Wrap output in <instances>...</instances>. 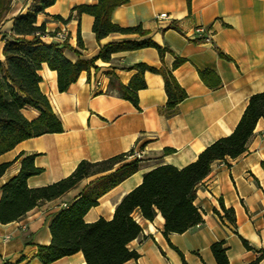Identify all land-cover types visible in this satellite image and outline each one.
<instances>
[{
  "label": "crops",
  "instance_id": "1",
  "mask_svg": "<svg viewBox=\"0 0 264 264\" xmlns=\"http://www.w3.org/2000/svg\"><path fill=\"white\" fill-rule=\"evenodd\" d=\"M32 1H10L0 23V60L1 33L9 35L13 17L24 14ZM96 1L55 0L45 7L36 16L47 32L42 39L76 48L77 53L64 51L75 61L93 57L109 42L137 38L113 32L96 39L93 16L71 11L76 4ZM163 12L166 16L158 18ZM57 15L70 17L61 21ZM110 18L121 26L140 23L168 51L163 57L154 47L114 52L110 61L97 59L96 69L82 70L62 92L56 86V72L42 64L40 89L61 121L62 131L23 139L0 154V164L10 163L0 176V186L19 170L20 153L34 154V163L42 171L29 176L27 184L35 187L69 175L80 160H102L130 149L141 151L139 169L97 199V205L84 215L88 222L110 219L115 205L141 182L144 172L166 163L180 168L195 160L207 145L233 131L249 96L264 92V0H128L116 6ZM196 26L205 28L198 37L193 35ZM78 35L82 48L77 46ZM176 56L184 61L172 73L186 96L170 116L160 111L167 97L159 73L144 72L146 86L137 91V106L116 90H107L109 70L126 85L137 72L134 64L171 68ZM203 69L212 70L220 83L214 87L205 84L198 75ZM23 113L29 119L36 115L30 108ZM163 148L173 150L162 153ZM96 176L82 179L58 198L38 203L20 219L0 223V264H42L35 254L38 244L50 241L48 226L53 214ZM219 201L234 209L235 225L219 218L216 211L223 215ZM195 204L203 221L167 237L159 212L148 220L135 210L141 233L128 247L138 257L126 264H215L210 244L217 240L224 241L229 264H264V257L258 258L264 250V118L257 120L244 153L212 161L197 186ZM48 264L86 263L79 251Z\"/></svg>",
  "mask_w": 264,
  "mask_h": 264
},
{
  "label": "trees",
  "instance_id": "2",
  "mask_svg": "<svg viewBox=\"0 0 264 264\" xmlns=\"http://www.w3.org/2000/svg\"><path fill=\"white\" fill-rule=\"evenodd\" d=\"M11 0H0V23L8 12ZM128 0H97L94 4L81 3L71 8L76 15L86 13L93 16L92 31L96 39L109 33L133 34L137 38L109 42L100 47L98 53L91 58H78L71 61L64 53L66 49L77 53V49L66 42L62 45L45 42L44 22L37 23V14L55 2V0H33L24 14L13 17L9 35L1 33L2 55L0 60V154L13 148L23 139L45 133L62 131V124L53 112L47 96L40 89L42 80L39 70L42 64L56 72V86L62 92L76 81L82 70L97 68L95 61H110L111 54L117 51L134 50L143 47H154L160 57L168 48L155 43L149 31L140 23L132 26H121L112 22V10ZM61 21H67L70 16ZM77 46L83 47L80 36ZM218 54L227 57L221 51ZM184 61L176 56L171 68L153 67L145 63H136L133 74L125 85L120 82L113 70L107 71L109 76L108 91L117 93L138 105L137 91L146 86L144 72L159 73L164 82L166 103L160 111L170 116L176 105L186 96L179 85L172 69ZM200 79L210 87L220 83L219 77L210 69L198 70ZM24 108L36 112L33 118L23 113ZM264 118V92L249 96L233 131L214 140L202 149L195 160L183 167L172 164L158 165L142 175L141 182L125 193L115 205L110 219L99 217L88 222L84 219L86 212L97 205V199L136 172L143 159L130 149L109 158L97 161L80 160L74 170L67 176L48 184L30 187L27 178L39 174L42 168L34 163V154L20 153V167L16 174L0 186V223L20 219L38 203L53 200L65 194L84 178L97 175L87 182L79 194L68 204L57 210L50 222V241L38 244L35 256L42 264H48L66 255L81 252L86 264H126L136 259L138 253L130 249L131 240L140 236L141 227L134 218V211L139 210L142 217L152 220L157 212L163 217V234L182 233L192 226L200 224L202 216L195 204L198 184L210 171L212 161L236 158L246 151V144L256 122ZM172 148H163L162 153H169ZM9 162L0 164V176ZM223 215L235 225V213L232 207L226 208L219 201ZM223 240L210 244V251L215 264H229ZM182 255V254H181ZM264 257L261 250L258 258ZM3 264H13L4 262Z\"/></svg>",
  "mask_w": 264,
  "mask_h": 264
},
{
  "label": "built area",
  "instance_id": "3",
  "mask_svg": "<svg viewBox=\"0 0 264 264\" xmlns=\"http://www.w3.org/2000/svg\"><path fill=\"white\" fill-rule=\"evenodd\" d=\"M166 16V13H160L159 15H158V18H163V17H165ZM205 31V28L203 27V26H196L194 29H193V35L194 36H196V37H198L201 33H203ZM207 32H208V30H207ZM208 38V37H207ZM141 151H139V150H137V151H135V155L137 156V157H141Z\"/></svg>",
  "mask_w": 264,
  "mask_h": 264
},
{
  "label": "rangeland",
  "instance_id": "4",
  "mask_svg": "<svg viewBox=\"0 0 264 264\" xmlns=\"http://www.w3.org/2000/svg\"><path fill=\"white\" fill-rule=\"evenodd\" d=\"M2 28H0V30H1ZM143 155V153H141V156Z\"/></svg>",
  "mask_w": 264,
  "mask_h": 264
}]
</instances>
